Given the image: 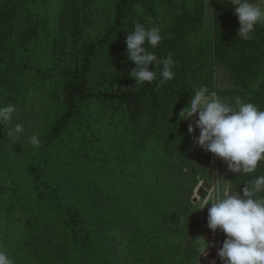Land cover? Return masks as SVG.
<instances>
[{
  "label": "trees",
  "instance_id": "trees-1",
  "mask_svg": "<svg viewBox=\"0 0 264 264\" xmlns=\"http://www.w3.org/2000/svg\"><path fill=\"white\" fill-rule=\"evenodd\" d=\"M3 1L0 73L10 68L24 83L0 75V106L21 102L37 122L30 135L38 134L41 145L26 143L25 186H0V244L15 264H117L98 241L110 244L107 228L126 220L156 257L182 253L170 264H198L192 247L165 252L163 221L169 213L181 218L186 199L161 116L171 114L187 145L180 112L195 88L264 110V27L251 40L238 39L230 1L213 3L210 31L205 0ZM97 5L107 7L110 20L96 32L90 15ZM137 22L159 26L164 39L150 50L158 57L171 52L176 61L174 79L159 87L158 81L137 86L130 76L135 64L127 59L126 38ZM109 48L121 51L109 58ZM213 63L227 70L230 89L217 88ZM143 116L149 124L140 144L108 187L104 179L120 161L119 143ZM0 167L10 174L3 159Z\"/></svg>",
  "mask_w": 264,
  "mask_h": 264
},
{
  "label": "clouds",
  "instance_id": "clouds-1",
  "mask_svg": "<svg viewBox=\"0 0 264 264\" xmlns=\"http://www.w3.org/2000/svg\"><path fill=\"white\" fill-rule=\"evenodd\" d=\"M222 2V0H221ZM230 7L238 17V39L248 41L257 26L264 27V0H230ZM126 38L127 59L135 64L130 76L137 86L158 81L157 87L174 79L176 61L173 53L158 57L150 49L158 48L164 36L159 26L135 23ZM155 65L156 70H151ZM17 108L12 103L0 106V126L7 139L21 143L26 129L16 123ZM198 116L189 132L200 129L196 144L222 158L234 173L251 174L264 162V110L251 102L234 97L232 102L219 98L206 86L195 88L187 106L180 112L182 120ZM28 143L38 149V134L28 137ZM242 194L230 192L227 187L209 200L193 207L202 210L209 204L208 226L215 232L222 230L226 240L219 249L224 264H264V175L244 184ZM192 210V211H193ZM196 245L203 242L198 238ZM197 247L203 255L207 248ZM0 264H15L8 249L0 244Z\"/></svg>",
  "mask_w": 264,
  "mask_h": 264
},
{
  "label": "rangeland",
  "instance_id": "rangeland-1",
  "mask_svg": "<svg viewBox=\"0 0 264 264\" xmlns=\"http://www.w3.org/2000/svg\"><path fill=\"white\" fill-rule=\"evenodd\" d=\"M216 1L218 0H205V26L207 31L213 28V3ZM82 3L84 2L82 1ZM3 5H6L5 1L0 0V10L4 8L2 7ZM108 14L109 11L106 6L97 5L92 7L90 19L97 24L96 32L104 29V26L110 20L108 19ZM1 26L3 25L0 24ZM122 50L125 51V49ZM119 51L121 50L118 48H109L106 57L111 58V56L118 54ZM0 52L1 59L4 57L3 53L5 54L6 52L1 47V40ZM2 60L3 63L7 62L6 58ZM7 70L9 71L7 72ZM212 72L214 73L217 88H231L229 74L226 69L217 67L215 64ZM0 75L10 82H15L16 85L24 83L21 74L17 71H12L10 68H4ZM218 97L231 102L229 98ZM8 103L12 102L4 101L2 106H6ZM21 104V102L16 101L13 105L17 108L15 122L24 125L26 129L22 142L14 143L12 140L7 139L3 126H0V160L3 159L4 167H8L10 170V174H8L0 167V186L12 183L25 186L23 169L27 159L26 143L30 134L36 129L37 122L28 118L27 108ZM143 118L144 120L140 127L126 133V137L119 143L120 161L117 164L113 162L115 165L113 164L110 167L104 179L108 187L118 178L122 164L130 160L139 146V138H141L149 124L147 116H143ZM161 119L173 145L170 158L174 163L175 178L185 190L183 197L186 199L184 205L186 212L182 213L181 218L176 214L169 213L163 221L165 252L171 249L173 251L174 248L179 246L192 247L199 255L198 264H224L218 253L227 237L222 230H217L215 232L218 233V240L213 242L210 239V234L213 231L208 226V208L211 205L209 204L202 210H193V207L214 198L218 194V187L220 194H222V190L225 187L230 192L240 191L242 194L244 184L257 176L264 175V162L258 165L254 173H234L222 158L216 157L213 153L196 144V140L200 135L199 128H196L194 133H190L189 144L184 145L179 142L181 140L180 133L176 124L172 122L171 114L162 115ZM196 119H198V116L193 117L191 120H182L180 118V121L185 122L189 129L190 124L195 125ZM118 167L120 171L116 170ZM102 207L108 208L106 204L102 205ZM106 237L110 244H106L102 239H99L98 242L108 249L109 257L117 264H170V261L178 262L183 258L182 253L179 255L175 253L174 259L172 254H164L163 258L159 257V255L156 257L157 253L146 244L147 242L143 237L135 232L134 225L126 220H121L117 224L108 227ZM198 238L203 242L201 245H196L194 242ZM208 244L209 247L205 254L201 255L202 253L197 250V247L206 248Z\"/></svg>",
  "mask_w": 264,
  "mask_h": 264
},
{
  "label": "built area",
  "instance_id": "built-area-1",
  "mask_svg": "<svg viewBox=\"0 0 264 264\" xmlns=\"http://www.w3.org/2000/svg\"><path fill=\"white\" fill-rule=\"evenodd\" d=\"M210 239L213 241V242H216L218 240V233L217 232H212L210 234Z\"/></svg>",
  "mask_w": 264,
  "mask_h": 264
},
{
  "label": "crops",
  "instance_id": "crops-1",
  "mask_svg": "<svg viewBox=\"0 0 264 264\" xmlns=\"http://www.w3.org/2000/svg\"><path fill=\"white\" fill-rule=\"evenodd\" d=\"M218 1H221V0H218ZM222 1H230V0H222Z\"/></svg>",
  "mask_w": 264,
  "mask_h": 264
}]
</instances>
